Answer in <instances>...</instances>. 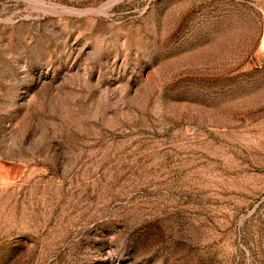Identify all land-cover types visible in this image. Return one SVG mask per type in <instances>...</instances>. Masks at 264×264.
<instances>
[{
	"label": "rangeland",
	"instance_id": "374dc122",
	"mask_svg": "<svg viewBox=\"0 0 264 264\" xmlns=\"http://www.w3.org/2000/svg\"><path fill=\"white\" fill-rule=\"evenodd\" d=\"M0 264H264V0H0Z\"/></svg>",
	"mask_w": 264,
	"mask_h": 264
},
{
	"label": "bare ground",
	"instance_id": "6f19581e",
	"mask_svg": "<svg viewBox=\"0 0 264 264\" xmlns=\"http://www.w3.org/2000/svg\"><path fill=\"white\" fill-rule=\"evenodd\" d=\"M65 11L67 12H71V13H84L85 11H81V10H75V9H65V7H63ZM95 11V9H92ZM101 10V9H100ZM91 11V10H90Z\"/></svg>",
	"mask_w": 264,
	"mask_h": 264
}]
</instances>
